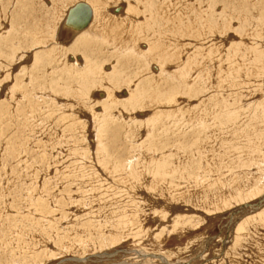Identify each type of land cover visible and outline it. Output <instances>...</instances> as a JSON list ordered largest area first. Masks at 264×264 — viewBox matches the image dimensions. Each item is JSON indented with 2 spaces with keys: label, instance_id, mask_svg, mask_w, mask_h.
<instances>
[{
  "label": "rangeland",
  "instance_id": "rangeland-1",
  "mask_svg": "<svg viewBox=\"0 0 264 264\" xmlns=\"http://www.w3.org/2000/svg\"><path fill=\"white\" fill-rule=\"evenodd\" d=\"M263 198L264 0H0V264H264Z\"/></svg>",
  "mask_w": 264,
  "mask_h": 264
},
{
  "label": "bare ground",
  "instance_id": "bare-ground-1",
  "mask_svg": "<svg viewBox=\"0 0 264 264\" xmlns=\"http://www.w3.org/2000/svg\"><path fill=\"white\" fill-rule=\"evenodd\" d=\"M101 4L102 5L97 4V3L86 4L85 2H78L74 4L73 6H71L66 11L65 17L61 24V27L59 30L60 35H61L60 38L65 42H68V40L72 39L71 46L76 47L75 45L78 43L80 37H83L84 35H92L94 34L93 31L95 29L100 28V32L104 30H106V32L103 35H99L96 33L99 41L107 45L113 46L117 50H122L128 54L133 55L137 51L135 50L134 47H131V46H134V43L138 42L136 38L138 34V29L134 28V22H133L134 19L129 17V12L131 13V9L133 8L128 7L127 8L128 10H126V13H125L126 17L123 18L121 15H116L118 14L120 10L119 8L115 9L112 15L105 8L106 3L101 1ZM166 15L167 14L165 13V16L163 17L165 18ZM82 16L86 17L85 22L81 24H77V20H79V18H81ZM167 20L169 23H171V18H167ZM162 21H163V18H162ZM126 22H128L127 25H126ZM127 35H129L130 37L129 39L126 38ZM64 38L67 40H65ZM148 50H154V51H157L163 54V58H159L158 56H155L160 59V63H162V65L166 64L169 60H171L173 56L175 57V54L173 55V53H172L173 56L168 55L169 51H167L166 54L165 52H163L164 45H162L161 42L150 43ZM163 70L164 68H160V72H163ZM88 77L90 78L91 81L94 80V78H92L91 76H88ZM263 201H264V198L260 200L258 204L243 206V209L257 207L260 204H262ZM68 260L76 262V263L78 262L80 263L82 261L76 258H70V259H67V261Z\"/></svg>",
  "mask_w": 264,
  "mask_h": 264
},
{
  "label": "water",
  "instance_id": "water-1",
  "mask_svg": "<svg viewBox=\"0 0 264 264\" xmlns=\"http://www.w3.org/2000/svg\"><path fill=\"white\" fill-rule=\"evenodd\" d=\"M85 9V7H84ZM86 17L82 16L81 18H79V20H77V24H81L85 22Z\"/></svg>",
  "mask_w": 264,
  "mask_h": 264
}]
</instances>
